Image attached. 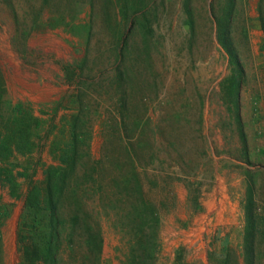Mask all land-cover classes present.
<instances>
[{
    "label": "trees",
    "instance_id": "trees-1",
    "mask_svg": "<svg viewBox=\"0 0 264 264\" xmlns=\"http://www.w3.org/2000/svg\"><path fill=\"white\" fill-rule=\"evenodd\" d=\"M16 0H0L15 20L11 38L14 48L22 39L20 51L37 25L63 28L83 42L82 56L64 67L66 82L75 88V108L68 121L69 137L63 143L51 141L56 164L43 170L41 184L31 181L25 195L17 242L19 264H105L102 221L129 236L122 264H156L160 249L162 215L159 206L147 196V170L162 162L160 140L163 123L175 129L192 117L179 111L163 116L156 102L161 89L155 70L154 22L151 0H29L31 9L19 13ZM189 1L183 0L185 25L193 32ZM239 0H216L209 6L215 24V38L226 54L228 74L220 81V96L229 114V126L236 124L240 134L239 167L244 175L240 199L243 227L240 257L243 264H264V186L258 177L264 164V149L252 156L246 147L240 114V90L244 69L238 53L240 41L234 36ZM21 16V17H20ZM26 21L20 27L19 19ZM263 36L259 51L264 55V0H259L257 16ZM242 38L247 39L245 28ZM139 41L136 42V39ZM159 44V45H158ZM145 70L151 76L147 78ZM197 123L203 122L201 113ZM38 117L21 102L7 99V88L0 66V179L8 180L11 158L31 154L39 138ZM101 138L99 154L92 151L95 126ZM172 167L184 181L194 211L202 210L200 191H193L182 169L183 153L172 139L168 143ZM256 158V161L252 160ZM180 174H184L181 177ZM8 180V181H7ZM200 185L199 181L196 182ZM9 185L12 187L11 183ZM1 204H0V248ZM232 252L226 251L223 264Z\"/></svg>",
    "mask_w": 264,
    "mask_h": 264
},
{
    "label": "rangeland",
    "instance_id": "rangeland-1",
    "mask_svg": "<svg viewBox=\"0 0 264 264\" xmlns=\"http://www.w3.org/2000/svg\"><path fill=\"white\" fill-rule=\"evenodd\" d=\"M210 0H190L193 32L185 25L187 14L183 0H151V18L155 28V70L161 83L157 112L164 117L172 111L192 117V127L183 120L172 129L163 123V150L147 170V196L160 208L162 225L156 264H223L231 251L229 264H243L240 257L243 214L240 199L244 193L240 134L220 96V81L228 74L226 54L215 38ZM259 0H239L234 36L240 41L238 53L244 69L240 90V114L246 147L254 156L264 149V55L259 51L263 36L257 16ZM19 13L31 9V1L16 0ZM215 11H219L216 0ZM21 17V16H20ZM20 27L26 21L19 19ZM247 39L242 38V29ZM15 20L0 3V66L4 74L7 99L21 102L39 118L36 149L11 158L8 180L0 179L1 237L0 264H19L21 252L17 233L24 211V200L31 181L41 184L43 170L56 164L51 141L63 143L69 137L68 121L75 108V88L68 84L64 67L76 62L83 53V42L63 28L37 25L20 51L22 39L14 48L11 38ZM139 38L136 39V42ZM147 78L151 76L145 70ZM201 113L203 122L197 123ZM95 126L92 151L98 156L101 138ZM175 139L183 153L182 169L189 174L191 189L200 191L202 210L194 211L184 181L171 165L168 143ZM260 161L264 164V154ZM252 160L256 161V158ZM252 164L251 167H256ZM258 177L264 186V168ZM181 177L184 174H180ZM7 180V181H8ZM199 181L200 185L196 182ZM105 264H122L129 236L107 220L102 221Z\"/></svg>",
    "mask_w": 264,
    "mask_h": 264
},
{
    "label": "crops",
    "instance_id": "crops-1",
    "mask_svg": "<svg viewBox=\"0 0 264 264\" xmlns=\"http://www.w3.org/2000/svg\"><path fill=\"white\" fill-rule=\"evenodd\" d=\"M25 157H27V155H25Z\"/></svg>",
    "mask_w": 264,
    "mask_h": 264
}]
</instances>
